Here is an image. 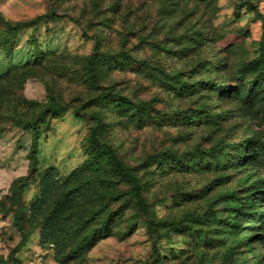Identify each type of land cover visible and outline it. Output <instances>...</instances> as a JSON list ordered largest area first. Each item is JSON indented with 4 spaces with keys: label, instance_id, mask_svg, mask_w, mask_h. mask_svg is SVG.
I'll return each instance as SVG.
<instances>
[{
    "label": "rangeland",
    "instance_id": "rangeland-1",
    "mask_svg": "<svg viewBox=\"0 0 264 264\" xmlns=\"http://www.w3.org/2000/svg\"><path fill=\"white\" fill-rule=\"evenodd\" d=\"M174 3L0 0V17L34 20L17 47L47 39L55 49L25 83L39 103L31 115L58 106L43 118L34 169L30 129L0 122L2 264H264V0ZM200 79L205 86L190 92ZM222 85L230 91L217 92ZM95 127L136 175L147 210L131 183L110 174L113 199L72 253L47 227L78 236L79 217L66 219L81 207L75 186L94 178L86 163L106 159L90 145ZM25 177L22 193L13 183ZM26 215L29 236L13 253Z\"/></svg>",
    "mask_w": 264,
    "mask_h": 264
},
{
    "label": "trees",
    "instance_id": "trees-1",
    "mask_svg": "<svg viewBox=\"0 0 264 264\" xmlns=\"http://www.w3.org/2000/svg\"><path fill=\"white\" fill-rule=\"evenodd\" d=\"M180 0H175V6L179 4ZM164 10V5L162 6ZM166 11L170 10L166 8ZM1 22L4 24L5 28L0 29V51L3 54L4 59L6 60V67L0 71V122H7L11 126L14 127H28L30 129L32 135V147H31V155H32V166L33 169L36 167V163L38 161L37 151L39 148V142L41 137V125L44 121V117L46 116L49 110H55L57 105H47L44 110H40L36 112L35 115H31V113L36 110V105L39 103L36 100L28 99L24 93V86L27 80L31 77L37 75V67L40 65L41 61L44 58V54L47 52H55V49L51 47L50 40L39 41L37 39L33 44L29 43L28 48H19L17 47V37L18 35L31 27L34 20L30 21H17L11 22L10 20L0 17ZM36 26L34 29H37ZM39 29V28H38ZM197 40V37H194ZM198 41V40H197ZM201 41V40H200ZM199 43V42H198ZM99 45L97 44V47ZM193 47H195L193 45ZM94 54L90 56L89 61V72L91 74L92 80L94 82H98V77L94 70L95 59ZM263 67H264V57H263ZM203 79H200L199 83L194 85L190 83L187 86L190 92L198 91L200 88H203ZM207 89L209 87H216V83L208 82ZM229 85H222V91H217L221 94L223 92H229ZM108 94H104L106 96ZM54 102V101H53ZM79 115V113H77ZM2 127H0L1 130ZM90 145L95 148L98 152L105 154L106 159H104L103 164H99L96 166H92V164H85V169H91L93 172V179H90L87 184H77L75 186V196L77 198V204H80L81 207H77L74 211H70L66 219H70L72 217L78 216L81 223L79 226H75V233L69 234H61L59 232V227H47V230L51 233V236L55 240H65L67 245H71L72 253L76 250H79L88 240V236L82 237L79 233L87 226L88 224H92L93 220H95L100 212H104L107 210V205L110 200L113 199V192L111 191L114 182L110 178V174L118 179H124L132 184V194L136 198L138 207L140 210H147V203L144 198V193L141 184L139 183L136 175L132 172V170L124 163V161L120 158L116 149L108 143L102 142L98 136L97 128H93L89 138ZM105 165L108 168H105ZM107 170V171H106ZM108 172V173H107ZM29 182V177H25L21 180H17L13 183V186L18 184L21 185V192L23 193L25 186ZM86 185V186H85ZM95 190V193L91 196L89 192ZM107 191V195H103L102 192L99 191ZM81 191L86 193L87 196L82 198ZM70 192V191H69ZM81 198H80V197ZM107 196V197H105ZM105 198L106 204H105ZM89 203L90 212L92 213L91 220L85 222V218L87 217V209L86 205ZM19 212L24 211V207L22 204H18ZM109 218L106 219L105 224H109V221L114 217L115 213L108 211ZM51 216V213L47 218ZM197 220L201 219V216H197ZM29 216L26 215L24 219L17 220V226L19 227L22 239L18 243V245L13 249V253L18 251L21 246L26 242L28 238V234L30 232L26 231V225L30 224ZM149 226L158 231L160 225L162 224L160 221H157L154 218L147 219ZM104 224V225H105ZM49 228V229H48ZM42 229L45 228L42 226ZM53 234V235H52ZM5 260L0 258V264L4 263Z\"/></svg>",
    "mask_w": 264,
    "mask_h": 264
}]
</instances>
